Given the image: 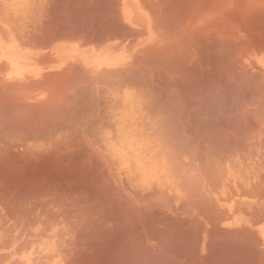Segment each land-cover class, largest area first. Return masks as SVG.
Segmentation results:
<instances>
[{
    "label": "crops",
    "instance_id": "0c3cea01",
    "mask_svg": "<svg viewBox=\"0 0 264 264\" xmlns=\"http://www.w3.org/2000/svg\"><path fill=\"white\" fill-rule=\"evenodd\" d=\"M186 5L0 0V67L45 56L49 123L90 109L100 155L153 203L139 244L94 246L92 264H264V100L212 103L210 6Z\"/></svg>",
    "mask_w": 264,
    "mask_h": 264
},
{
    "label": "rangeland",
    "instance_id": "374dc122",
    "mask_svg": "<svg viewBox=\"0 0 264 264\" xmlns=\"http://www.w3.org/2000/svg\"><path fill=\"white\" fill-rule=\"evenodd\" d=\"M210 2L212 103L263 101L264 76L256 64L264 66V0ZM146 3L206 6V0ZM40 47L45 51L46 46ZM13 63L14 69L0 67V264H21L18 256L26 251H31L32 264H49L39 249L46 239L63 255V264H92L91 250L97 245L139 244L138 214L150 218L153 203L140 204L134 199L140 190L123 188L122 182L133 178L123 172L127 163L122 157L100 155L107 151L105 142L89 137L91 110H80L77 123H49L57 110L46 109L45 56L22 67ZM65 130L72 140L61 139Z\"/></svg>",
    "mask_w": 264,
    "mask_h": 264
},
{
    "label": "bare ground",
    "instance_id": "6f19581e",
    "mask_svg": "<svg viewBox=\"0 0 264 264\" xmlns=\"http://www.w3.org/2000/svg\"><path fill=\"white\" fill-rule=\"evenodd\" d=\"M182 1V0H181ZM191 4V3H190ZM210 4H211V2H210V0H206V5H209L210 6ZM171 6V5H170ZM187 6V5H186ZM193 6H195V5H193ZM168 7V6H167ZM211 7V6H210ZM171 8V7H170ZM183 23V22H182ZM181 25V24H180ZM203 37V36H202ZM210 38V37H209ZM214 38V37H213ZM261 40V39H260ZM223 47V46H222ZM62 99V98H61ZM60 101V100H59ZM5 104V103H4ZM8 106V105H7ZM59 106V105H58ZM10 107V106H9ZM20 108V107H19ZM44 108V107H43ZM46 111V110H45ZM19 112H20V110H19ZM59 161V160H58ZM12 163V162H11ZM61 163V162H60ZM5 165V164H4ZM8 166V165H7ZM12 169V168H11ZM18 170H19V168H18ZM7 171H9V170H7ZM15 171V170H14ZM98 171V170H97ZM70 172V171H69ZM2 173V172H1ZM73 173V172H72ZM91 173V172H90ZM22 174V173H21ZM47 174H50V173H47ZM47 174H46V178L48 177V179L51 177V176H47ZM3 175V174H2ZM59 176V175H58ZM79 176V175H78ZM8 177V176H7ZM6 177V178H7ZM11 177V176H10ZM18 177V176H17ZM20 177V176H19ZM4 178V177H3ZM104 178V177H103ZM106 178V177H105ZM4 180V179H3ZM23 180V179H22ZM47 180V179H46ZM50 180V179H49ZM45 181V180H44ZM0 182H3L2 181V179H1V176H0ZM23 182V181H22ZM54 182H55V180H54ZM52 183V180H51V182H50V184ZM3 184V183H2ZM55 184V183H54ZM37 187V186H36ZM24 188V187H23ZM46 188V187H45ZM50 188V187H49ZM78 188V187H77ZM98 188V187H97ZM75 189H76V187H75ZM79 189V188H78ZM1 190H3V189H1ZM11 190V189H10ZM23 190V189H22ZM22 190H20V191H22ZM31 190V189H30ZM30 190H29V193H30ZM35 190V189H34ZM57 191V190H56ZM67 191V190H66ZM3 192V191H2ZM10 192V191H9ZM8 192V193H9ZM24 192V191H23ZM33 192V191H32ZM43 192V191H42ZM72 192V191H71ZM81 192V191H80ZM7 193V194H8ZM28 193V192H27ZM28 193V194H29ZM39 193V192H38ZM45 193H46V190H45ZM49 193V192H48ZM10 194V193H9ZM21 194H23V193H21ZM34 194V193H33ZM42 194V193H41ZM47 194V193H46ZM51 194V193H50ZM15 195V194H14ZM31 195V194H30ZM29 195V196H30ZM17 196V195H16ZM23 196V195H22ZM25 196H28V195H25ZM34 196H36V195H34ZM33 196V197H34ZM37 196H39V195H37ZM42 196V195H41ZM24 197V196H23ZM23 197H22V200H23ZM32 197V198H33ZM52 197H54V195L52 196ZM5 198H7V197H5ZM13 198V197H12ZM12 198H11V201H12ZM17 198V197H16ZM16 198H15V200H16ZM19 198H20V196H19ZM19 198H17V200L19 199ZM25 198V197H24ZM28 198H30V197H28ZM8 199V198H7ZM14 199V198H13ZM55 199V198H54ZM53 199V200H54ZM16 200V201H17ZM29 200V199H28ZM205 200V199H204ZM7 201V200H6ZM9 201H10V199H9ZM57 201V200H56ZM58 202V201H57ZM61 202V201H60ZM36 204V203H35ZM44 204V203H43ZM69 204V203H68ZM7 205V204H6ZM13 205H14V203H13ZM22 205V204H21ZM20 205V206H21ZM91 205V204H90ZM16 206V204L14 205V207ZM45 207V206H44ZM43 207V208H44ZM5 208V207H4ZM11 208V207H10ZM19 208V207H18ZM93 208V207H92ZM6 209V208H5ZM14 210V209H13ZM31 210V209H30ZM32 210H33V208H32ZM15 211H17V209L15 210ZM20 211H18V213H19ZM39 212V211H38ZM97 212V211H96ZM99 212V211H98ZM73 214H75V213H73ZM108 214V213H107ZM65 216V215H64ZM69 216V215H68ZM101 222V221H100ZM102 227V226H101ZM84 230V229H83ZM95 230V229H94ZM82 232V231H81ZM238 237V236H237ZM82 238V237H81ZM84 238V237H83ZM82 238V239H83ZM135 238V237H134ZM238 239V238H237ZM101 240V239H100ZM134 240V239H133ZM75 242V241H74ZM77 242V241H76ZM179 243V242H178ZM54 245L52 244V242L50 241V240H48V239H46V245H45V243H42V244H40V247H39V249H41L42 248V252L44 253V252H46V261H49L50 263L49 264H63L62 263V261L64 262V259H62L63 257V255L61 256H58L56 253H55V246L53 247ZM13 248V247H12ZM47 248H48V250H47ZM41 251V250H40ZM31 257H32V254H31V251H26V252H23V253H21L19 256H18V261L21 263V264H32L31 263ZM66 258V257H65ZM81 258V257H80ZM91 259V258H90ZM82 260V259H81ZM92 260V259H91ZM131 261V260H130ZM98 262V261H97ZM64 263H66V261L64 262ZM90 263V262H89ZM47 264V263H46ZM75 264H76V262H75ZM84 264V263H83Z\"/></svg>",
    "mask_w": 264,
    "mask_h": 264
}]
</instances>
